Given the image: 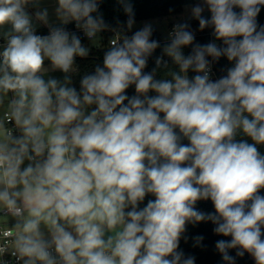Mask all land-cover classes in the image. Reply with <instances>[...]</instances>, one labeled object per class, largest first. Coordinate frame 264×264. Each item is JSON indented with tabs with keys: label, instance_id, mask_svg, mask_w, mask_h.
I'll use <instances>...</instances> for the list:
<instances>
[{
	"label": "clouds",
	"instance_id": "obj_1",
	"mask_svg": "<svg viewBox=\"0 0 264 264\" xmlns=\"http://www.w3.org/2000/svg\"><path fill=\"white\" fill-rule=\"evenodd\" d=\"M118 2L130 30L133 4ZM100 3L57 0V26L39 0H0V217L14 221L0 264L7 253L17 264H195L179 244L200 222L231 237L215 244L225 264H235L232 249L264 264V0L194 5L199 29L211 27L222 45L194 43L190 24H175L163 47L179 68L170 79L155 78L168 67L163 56L144 71L161 47L150 23L118 35L78 91L75 59L90 49L64 26L75 22L96 40L110 29ZM37 24L48 34H36ZM221 57L234 64L213 81ZM45 61L63 80L45 79ZM240 132L252 143L237 141ZM207 200L214 212L196 208Z\"/></svg>",
	"mask_w": 264,
	"mask_h": 264
},
{
	"label": "trees",
	"instance_id": "obj_2",
	"mask_svg": "<svg viewBox=\"0 0 264 264\" xmlns=\"http://www.w3.org/2000/svg\"><path fill=\"white\" fill-rule=\"evenodd\" d=\"M131 3L133 4L136 23L139 21L167 18L179 15L183 13L186 6L203 3V0H131ZM235 11L239 12L240 10L235 9ZM99 12L103 15V19L110 26V29L101 32L102 36L104 37V41L100 47L92 48L86 58L77 57L75 59V67L77 71L72 73V86L76 87L78 91L80 88V80L82 76L85 74L93 73L97 65L103 66L104 54L109 49L111 40L115 37V32L117 31L121 35L129 34V29H127L126 27L128 17L127 14L123 11V7L118 2V0H101ZM206 18H210V16ZM183 22H187L190 24L191 30L195 34L194 43L203 45L209 42H216L218 45H222V41L215 40L213 29L211 27L200 30L199 22L196 19ZM257 23L258 25L264 26V6H261V11L257 16ZM74 25L75 23H72L64 27H66V30H68L69 32H73L72 30L74 28ZM173 25L171 26V28L173 27ZM153 29L154 31L152 39L159 41L161 47L156 49L153 55L149 57L147 67L144 71L151 72L154 68H156V58L163 56V59L168 63V67L165 68L161 66L160 68H157L155 78L170 79L171 77L168 76L167 73H169L170 71H179V68L174 64L170 57L163 54L164 45L170 42L169 36L167 38H162L158 30L156 28ZM39 33L42 34V32L36 31V34L39 35ZM80 39L82 43H87L89 41V39H83L81 37ZM191 50L192 46H187L183 49V52L185 55H189L191 53ZM208 59L211 61L212 58L209 57ZM212 63L217 74L215 80L226 75L228 68L232 67L234 64V62H229L226 57H221L219 61H215ZM195 74L196 73H193L191 70H189L188 72L189 78L193 77ZM126 94L129 97L136 94L134 85L130 86L129 89L126 90ZM154 94L155 93H150V95ZM236 140H246L249 143H252L251 139L245 136L242 132L237 134ZM181 142L183 144L188 143L186 139H183ZM257 147L259 152L261 154H264V145H257ZM260 194L264 195V189H261ZM150 199H154V197L151 195L146 196L144 202L140 205V207L146 206L148 200ZM196 208L206 213L215 211L214 206L210 200L198 201L196 204ZM213 229L214 225L211 222H200L195 225L188 224L187 230L180 240L179 250H182L185 256H194L195 264H225V262L222 260L221 254L216 250L215 244L218 240H230L231 237L217 235L214 233ZM262 231H264V229H262ZM197 236L204 237L202 246L195 245L194 238ZM262 239H264V236H262ZM236 251V249H232L229 252L231 256L235 257V264H255L254 259L248 253H245L243 257H237Z\"/></svg>",
	"mask_w": 264,
	"mask_h": 264
},
{
	"label": "rangeland",
	"instance_id": "obj_3",
	"mask_svg": "<svg viewBox=\"0 0 264 264\" xmlns=\"http://www.w3.org/2000/svg\"><path fill=\"white\" fill-rule=\"evenodd\" d=\"M203 4V3H200ZM196 5V4H195ZM57 6V0H39V8H47L49 11V17L50 21L53 24H57V19L55 16V8ZM194 5H188L184 8L183 13L176 15V16H171L167 18H160V19H150V20H145V21H139L134 23L132 29L129 30L128 36H131L135 31L141 29L146 23H150L153 28H156L162 38H167L169 36V31L171 29V26L176 23H180L183 21L187 20H192L191 16V8ZM37 10L36 7L29 6L28 11L30 14H33ZM205 17H209L210 13L208 12L207 8H205V11L203 13ZM43 25L37 24L36 30L42 28ZM7 30V29H4ZM104 41V37L102 36L101 33L98 34V37L96 40L92 41L89 40L87 43H82L85 47H88L90 50L94 47H100L101 44ZM45 67L49 69V71L45 74V79L49 77H54L60 80H63L64 74L60 72L59 70L52 71L50 69V62L45 61ZM3 109L0 108V114H2ZM11 225H14V221L10 218Z\"/></svg>",
	"mask_w": 264,
	"mask_h": 264
},
{
	"label": "built area",
	"instance_id": "obj_4",
	"mask_svg": "<svg viewBox=\"0 0 264 264\" xmlns=\"http://www.w3.org/2000/svg\"><path fill=\"white\" fill-rule=\"evenodd\" d=\"M174 25H173V27H174ZM173 27L170 29L169 34L172 32ZM46 30H47L46 34H39V35H47L49 30H48V28H46ZM72 31L75 32L76 34H78L81 38L88 39L84 35L83 31L77 29L75 25H74V28H73ZM118 35H121V34L116 31L115 32V37L113 39H116ZM3 43H4L3 39L0 38V45H2ZM0 50H2V49H0ZM216 77H217V74H216L215 68H214L213 63H212L211 64L210 79L215 80ZM12 126L13 125H11V124L8 125V127H12ZM16 134L18 135V133H16ZM11 227H12V225H11L10 217L9 218L0 217V245L7 244L9 246V249H11V239H12V237L8 235V231L11 229ZM2 259L4 261H6L7 264H17L16 258L13 257L12 255H10V253L5 254L2 257Z\"/></svg>",
	"mask_w": 264,
	"mask_h": 264
},
{
	"label": "crops",
	"instance_id": "obj_5",
	"mask_svg": "<svg viewBox=\"0 0 264 264\" xmlns=\"http://www.w3.org/2000/svg\"><path fill=\"white\" fill-rule=\"evenodd\" d=\"M57 22H58V23L55 24V25L59 26V21L57 20ZM72 23H75V22H72ZM72 23H69V24H72ZM46 28H47V27L43 26L42 28H40V29H38V30H36V31H40V32H42V34H46V33H47ZM39 34H40V33H39Z\"/></svg>",
	"mask_w": 264,
	"mask_h": 264
}]
</instances>
